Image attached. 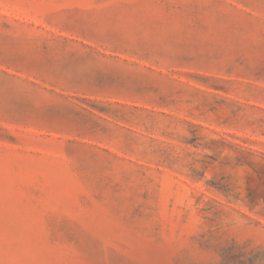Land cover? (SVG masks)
Masks as SVG:
<instances>
[{
	"label": "rangeland",
	"instance_id": "374dc122",
	"mask_svg": "<svg viewBox=\"0 0 264 264\" xmlns=\"http://www.w3.org/2000/svg\"><path fill=\"white\" fill-rule=\"evenodd\" d=\"M0 264H264V0H0Z\"/></svg>",
	"mask_w": 264,
	"mask_h": 264
}]
</instances>
